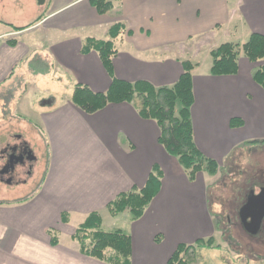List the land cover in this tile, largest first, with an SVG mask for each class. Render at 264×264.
<instances>
[{
    "label": "crops",
    "instance_id": "obj_1",
    "mask_svg": "<svg viewBox=\"0 0 264 264\" xmlns=\"http://www.w3.org/2000/svg\"><path fill=\"white\" fill-rule=\"evenodd\" d=\"M0 9L19 21L29 9L36 12L26 22L0 17V90L10 86L9 95L0 97L1 115L17 109L10 114L26 123L30 84L46 77L70 85L72 94L76 83L106 91L113 76L171 85L183 72L182 61L191 59L194 139L219 163L217 173L203 170L190 179L159 141L157 121L140 115L138 99L94 112L82 110L72 97L46 99L40 122L29 123L46 135L48 165L33 191L0 199V264H108L82 253L71 238L92 211L100 212L103 227L107 215L124 214L131 264H166L180 243L216 236L210 178L243 156L247 144L264 140V87L253 77L260 62L242 52L238 71L224 75L211 73L212 62L201 67L199 56L208 58L222 42L244 43L252 32L264 34V0H116L105 13L90 0H0ZM116 22L124 29L113 39L111 73L97 50L83 52L82 46L89 37L111 38ZM34 28L45 37L30 33L24 39ZM155 164L162 170L161 186L144 213L134 219L127 208L113 215L108 204L121 192L142 188Z\"/></svg>",
    "mask_w": 264,
    "mask_h": 264
},
{
    "label": "trees",
    "instance_id": "obj_2",
    "mask_svg": "<svg viewBox=\"0 0 264 264\" xmlns=\"http://www.w3.org/2000/svg\"><path fill=\"white\" fill-rule=\"evenodd\" d=\"M115 1L90 0L100 13L112 9ZM41 17L42 15L37 19ZM123 29L122 22L114 23L109 29L111 38L89 37L84 41L82 51L97 50L104 65L111 72L112 57L117 52L113 39ZM241 52L251 61L260 62L253 72V77L264 87V34L260 32H252L244 43L225 41L212 48L211 73L216 75L236 73ZM182 64V74L171 85L156 86L144 79L133 82L113 76L106 91H94L87 84L76 83L72 101L82 110L94 112L110 102L138 99L140 115L157 121L160 128L159 141L178 158L189 178L194 180L203 170L210 174L217 173L219 163L216 159L205 155L195 142L191 107L194 101L192 70L196 63L186 59ZM233 121L235 122L236 119ZM161 178L162 170L158 164H155L145 185L138 190L131 189L119 193L108 204L109 211L116 215L128 208L134 219L140 217L159 191ZM263 229L253 236L263 234ZM51 236L53 243L59 242L57 235ZM72 238L79 242L80 250L86 255L106 260L111 264H131L130 234L122 228H104L99 211L90 212L77 226ZM204 245H216L214 236L197 239L194 243H180L166 264H192L196 248Z\"/></svg>",
    "mask_w": 264,
    "mask_h": 264
},
{
    "label": "rangeland",
    "instance_id": "obj_3",
    "mask_svg": "<svg viewBox=\"0 0 264 264\" xmlns=\"http://www.w3.org/2000/svg\"><path fill=\"white\" fill-rule=\"evenodd\" d=\"M34 11L28 10L26 16L22 17V21H19L14 17L7 15V11L0 9V17H4L7 20L14 22H26L34 18ZM30 22V21H29ZM40 28H34L29 31V34L23 35L24 39L30 36V33L36 37H42L44 34L39 31ZM45 37V36H44ZM204 54L199 56L201 67H207L212 62V56L204 57ZM28 75L27 80L36 79L31 75ZM45 77H43L44 79ZM52 77H46L42 83H35L31 86L30 93L26 102L27 107L23 109L27 114V122L19 120L18 118L10 114V110L16 112L17 109L6 108L3 114V108H0V152L7 141L17 140L15 135L21 134L23 138H28L30 144L34 148L35 153L38 156V161L35 166V173L29 179L27 183H31V187H25L23 185H12L0 180V199H6L9 197H16L23 192L27 194L34 189L41 181L45 174V169L48 165L49 158V146L45 143L44 138L40 135V131L33 127V124L29 122L39 121V112L41 107L46 102V99H58L72 97V89L70 85H64L60 81L52 80ZM10 85V84H9ZM10 86L2 88L0 90V97L2 95H9ZM58 87V89H56ZM14 93V92H13ZM18 93V92H15ZM27 124H30L27 128ZM241 153V150L238 149ZM243 156L236 157L235 162L230 165L224 164L221 168L220 176H211L208 188V201L212 212L215 214V222L217 225V233L214 236V243L216 247L212 246H198L194 253L195 264H242L240 261H249L250 264H264V232L260 236H251L244 227L240 218V208L246 201L250 187L253 183H259L264 180V140H257L242 150ZM0 159V165H1ZM23 184V183H22ZM257 185V184H255ZM258 191V186H256ZM109 210V209H108ZM127 212L125 215H128ZM104 228H118L124 229L126 227V221L124 214H120L118 217L113 216L105 217ZM79 224V223H78ZM72 238V237H71ZM70 238V241H71ZM60 239L69 240L60 235ZM76 243L79 242L77 240ZM107 252V251H106ZM108 263L106 260H102ZM192 262V263H193ZM82 264V261L78 262ZM88 264V263H84ZM89 264H101L91 261ZM110 264V263H108Z\"/></svg>",
    "mask_w": 264,
    "mask_h": 264
},
{
    "label": "flooded vegetation",
    "instance_id": "obj_4",
    "mask_svg": "<svg viewBox=\"0 0 264 264\" xmlns=\"http://www.w3.org/2000/svg\"><path fill=\"white\" fill-rule=\"evenodd\" d=\"M15 141H7L5 147L0 152V180L8 184H25L35 173L36 162L38 156L34 151V148L26 138H23L21 134L15 135ZM250 187L260 191L261 186L264 185V181H260ZM257 191V192H258ZM248 195V194H247ZM264 227V217L262 219L260 231ZM264 230V229H263Z\"/></svg>",
    "mask_w": 264,
    "mask_h": 264
},
{
    "label": "water",
    "instance_id": "obj_5",
    "mask_svg": "<svg viewBox=\"0 0 264 264\" xmlns=\"http://www.w3.org/2000/svg\"><path fill=\"white\" fill-rule=\"evenodd\" d=\"M44 3L45 0H38ZM264 217V185L260 191L256 192L252 188L248 194L246 202L240 208V218L246 230L255 235L261 228Z\"/></svg>",
    "mask_w": 264,
    "mask_h": 264
}]
</instances>
